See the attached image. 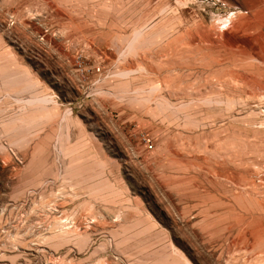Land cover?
<instances>
[{"label": "rangeland", "instance_id": "374dc122", "mask_svg": "<svg viewBox=\"0 0 264 264\" xmlns=\"http://www.w3.org/2000/svg\"><path fill=\"white\" fill-rule=\"evenodd\" d=\"M261 38L264 0H0V264H264Z\"/></svg>", "mask_w": 264, "mask_h": 264}, {"label": "bare ground", "instance_id": "6f19581e", "mask_svg": "<svg viewBox=\"0 0 264 264\" xmlns=\"http://www.w3.org/2000/svg\"><path fill=\"white\" fill-rule=\"evenodd\" d=\"M258 11V10H257ZM260 32V31H259ZM192 39V41H191V44L192 45H196V46H207V47H213L214 45H217V43H215L214 41H209L210 42V44H209V42L208 41H206V40H200V39H198V38H191ZM261 39H263L264 40V38H261ZM218 40V39H217ZM221 40V39H220ZM262 41V40H261ZM187 42V41H186ZM188 43V42H187ZM260 44V43H259ZM238 45V44H237ZM236 44H234V46H237ZM262 45V44H261ZM185 46V45H184ZM191 46V45H190ZM218 47V46H217ZM264 47V46H263ZM206 48V47H205ZM185 49V48H184ZM218 49V48H217ZM188 50H190V48L188 49ZM208 50V49H207ZM210 50V49H209ZM181 51V50H180ZM210 51H212V50H210ZM251 51V50H250ZM183 52V51H182ZM214 52V51H213ZM218 52V51H217ZM216 53V52H215ZM210 55V54H209ZM209 55H207V56H209ZM253 55V54H252ZM215 56H217V55H215ZM219 56V55H218ZM256 56V55H255ZM211 57V56H210ZM213 58H215V57H213ZM218 58V57H217ZM221 58V57H220ZM257 58V57H256ZM259 59V58H258ZM215 60V59H214ZM208 61V60H207ZM215 62V61H214ZM212 64H214V63H212ZM240 79V78H239ZM234 80V79H233ZM237 81H238V78H237ZM247 83V82H246ZM237 84H239V83H237ZM257 89V88H256ZM255 91V90H254ZM264 205V204H263ZM259 229V232H260V234H263L264 233V230L262 231L260 228H258ZM262 236V235H261Z\"/></svg>", "mask_w": 264, "mask_h": 264}]
</instances>
